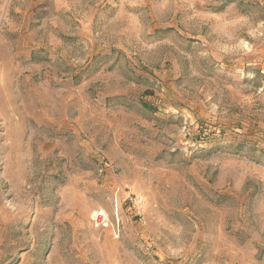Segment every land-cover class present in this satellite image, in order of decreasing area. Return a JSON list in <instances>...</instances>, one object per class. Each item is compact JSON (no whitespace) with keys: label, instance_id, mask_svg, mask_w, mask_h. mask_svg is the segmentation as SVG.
I'll list each match as a JSON object with an SVG mask.
<instances>
[{"label":"rangeland","instance_id":"obj_1","mask_svg":"<svg viewBox=\"0 0 264 264\" xmlns=\"http://www.w3.org/2000/svg\"><path fill=\"white\" fill-rule=\"evenodd\" d=\"M0 264H264V0H0Z\"/></svg>","mask_w":264,"mask_h":264},{"label":"built area","instance_id":"obj_2","mask_svg":"<svg viewBox=\"0 0 264 264\" xmlns=\"http://www.w3.org/2000/svg\"><path fill=\"white\" fill-rule=\"evenodd\" d=\"M96 219H97V222H98V219H100V223H101L104 220V214L102 213L98 214Z\"/></svg>","mask_w":264,"mask_h":264}]
</instances>
